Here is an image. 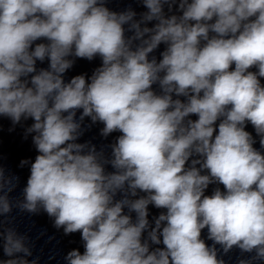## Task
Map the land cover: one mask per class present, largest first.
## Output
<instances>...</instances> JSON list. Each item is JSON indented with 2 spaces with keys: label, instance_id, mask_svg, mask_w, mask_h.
Returning <instances> with one entry per match:
<instances>
[{
  "label": "clouds",
  "instance_id": "obj_1",
  "mask_svg": "<svg viewBox=\"0 0 264 264\" xmlns=\"http://www.w3.org/2000/svg\"><path fill=\"white\" fill-rule=\"evenodd\" d=\"M109 2L0 0V117L9 131L31 119L38 153L20 161L19 198L0 165V218L43 212L79 232L84 251L65 264H226L234 248L238 264H264V0ZM97 123L119 133L110 153L78 142ZM212 184L224 190L205 195ZM150 205L165 210L151 224ZM0 249V264H38L3 219Z\"/></svg>",
  "mask_w": 264,
  "mask_h": 264
}]
</instances>
